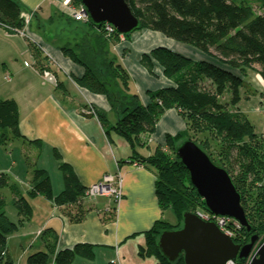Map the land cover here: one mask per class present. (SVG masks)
<instances>
[{"label":"trees","instance_id":"1","mask_svg":"<svg viewBox=\"0 0 264 264\" xmlns=\"http://www.w3.org/2000/svg\"><path fill=\"white\" fill-rule=\"evenodd\" d=\"M79 4L80 0H72ZM132 14L139 20L140 31L156 32L177 43L191 46L210 60L193 61L167 48H156L143 55L141 64L154 75V61L174 88L149 92L150 104L144 106L133 91L131 77L111 53L110 42H121L131 37L116 30H106L107 24L97 27L89 19L85 26L91 37L80 38L74 46L62 47L63 54L85 69L75 83L83 89L105 96L111 112L116 115L112 124L107 113L92 108L106 134L112 132L130 145L133 155L146 146L144 135L152 136L165 113L175 110L186 124V130L166 137V146H158L148 157H135L156 176V196L162 212L170 210L178 219L172 226L162 220L146 233V246L140 250L143 257H154L159 264H184L181 257L170 263L159 249L163 231L176 230L183 223V215L194 212L198 206L205 209L191 184L187 169L176 157V149L191 139L231 176L242 197V207L254 232L241 228L235 244L245 246L257 234L264 239V137L256 134L248 117L237 106L244 96L256 92L246 80L257 74L264 81V14L255 5L264 6V0H126ZM26 18L19 1L0 0V24L12 30H21ZM37 70L51 72L48 59L30 43ZM64 84L57 83V89ZM247 96V98L249 97ZM226 100V101H225ZM20 112L14 100H0V145L24 138L20 133ZM55 157L61 161L58 152ZM64 176V191L54 197L51 180L46 171L36 169L28 197L41 195L67 211L70 206L79 209L71 220L82 219L80 207L86 188L66 164H60ZM8 177L0 173V189L9 188ZM13 204L20 220L11 222L6 214V201L0 194V264H14L9 256L8 239L33 216L29 200L18 195ZM57 238L47 244V250L30 255L27 264H75L78 258L92 261L94 246L78 244L73 249L56 252Z\"/></svg>","mask_w":264,"mask_h":264},{"label":"crops","instance_id":"2","mask_svg":"<svg viewBox=\"0 0 264 264\" xmlns=\"http://www.w3.org/2000/svg\"><path fill=\"white\" fill-rule=\"evenodd\" d=\"M49 1L50 9L64 0H25L21 3L33 10L34 19L39 11L44 13ZM64 16L79 25L68 21L70 31L61 44H55L54 40L52 43L32 31L33 19L27 29L31 34L27 39L13 35L0 24V100H14L18 104L19 128L24 137L18 140L39 149L36 153L37 165L49 175L54 197L64 191V176L55 185L49 170L42 163L45 155L52 156L54 168L60 173V164L68 165L85 188L101 181L106 174L121 173L123 199L116 215L107 212L115 206L108 198L84 200L80 207L82 219L75 221L71 220V215H77L79 209L70 214L68 211L73 209L72 206L64 211V206L39 195L32 199L38 203L37 213L34 212L29 221L9 236L8 249L10 239H16L22 249L18 264H26L30 255L46 251L47 244L57 238L56 252L73 249L78 244L94 246V260L78 258L77 264H159L154 257L140 255V250L146 246V233L157 221L163 220L164 212L156 196L155 173L135 157H148L156 147H165L166 137L184 132L186 124L177 111H167L155 133L143 136L146 146L139 147L137 155H133L130 145L122 137L114 132L108 136L99 120L89 111L95 108L107 113L114 124L117 118L111 112L108 100L105 96L80 88L74 82L83 78L85 69L67 58L61 50L65 46H74L86 35L91 37V33L87 32L86 24ZM30 43L35 44L48 59L55 83L51 79L45 80L37 70ZM110 46L111 53L129 73L133 91L139 95L144 106L151 102L149 92L174 88L175 84L165 78L163 68L155 61L154 75H151L141 64L143 55H150L156 48H167L193 61L210 60L193 47L151 31L136 32L121 42H110ZM58 81L64 84L62 89H57ZM261 82L264 90V81ZM55 152L59 153L61 161L56 159ZM16 189L18 195L28 199L32 186L28 183L24 190L26 193ZM15 219L14 223L20 220L18 213ZM53 261L52 257L50 264Z\"/></svg>","mask_w":264,"mask_h":264},{"label":"water","instance_id":"3","mask_svg":"<svg viewBox=\"0 0 264 264\" xmlns=\"http://www.w3.org/2000/svg\"><path fill=\"white\" fill-rule=\"evenodd\" d=\"M80 3L97 27L109 24L123 36L133 35L140 29L139 20L132 14L126 0H80ZM51 80L55 83L54 77ZM175 153L189 172L191 184L204 202L205 209L215 216L234 219L249 234L253 233L241 204L242 197L229 173L191 139L179 144ZM259 240V236L254 234L247 245H237L215 223L204 222L187 212L183 215L182 226L163 231L158 244L170 263L182 257L184 264H226L229 260L247 259ZM252 264H264V245L256 249Z\"/></svg>","mask_w":264,"mask_h":264},{"label":"rangeland","instance_id":"4","mask_svg":"<svg viewBox=\"0 0 264 264\" xmlns=\"http://www.w3.org/2000/svg\"><path fill=\"white\" fill-rule=\"evenodd\" d=\"M23 1L25 0H19L23 8V14L25 18L30 17L31 20L33 19L35 13L33 12V10L29 9L28 7L27 8L24 7L22 5ZM49 3L50 1L46 5L44 9V13L39 11L38 12L39 14L37 15L38 17H35L32 20L31 29L32 31L43 36L46 40H50L52 43L54 40L55 44L58 43L61 44L70 31L69 23H73L75 25H79V24L68 20L64 16L65 8L62 3L54 4L55 7L54 8L50 7V9H49ZM255 8L259 14H264V6H262L261 4H257L255 5ZM4 27L7 28L13 35L20 37V35L17 34L19 30L16 29L14 31H11L8 27L6 26ZM25 28L28 29L29 25L26 26ZM56 34H58V36ZM28 35L31 34L28 32ZM21 38L25 39L24 37ZM181 45L185 46V44H181ZM33 65H34V61H33ZM41 75L45 80H49L51 79V77H53L51 72L49 71L44 72ZM256 75L257 74L251 73L246 77V80L251 84V86L253 87V89L256 90V92L250 95L248 94L249 95L248 98H247L248 95L244 96V98L237 106V108L240 109V111H242L248 117L249 121L254 126L256 134L264 137V90L261 88L262 79L258 75H257L258 77ZM37 150L39 149H37L36 147H30L28 144H25L23 141L18 139L12 140L11 142H8L6 145H0V171H4L3 173L7 175L9 184L11 185L10 187L14 186L23 193L25 192L24 190H26L25 187L28 185V183L31 184L33 178V172L36 169H39L37 165L38 158L36 157L37 156L36 153L39 151ZM13 162H15V164H13ZM42 163L46 165V168L49 170L50 172L49 174L52 177L53 182L55 183V185H57L61 181L63 174L58 172L54 168L56 166L54 165V160L52 156L45 155V157H43ZM120 175L122 176L121 173ZM10 187L0 189V194L4 197L6 201V214L8 218L11 222H14L16 220L15 217L17 210L13 204V200H14L13 198L15 197L13 195V189ZM102 198H106V197H102ZM28 199L32 207L34 208L33 209V215H34V212L35 214L37 213L38 203H36L35 200H32L29 197ZM108 199L111 200L110 198ZM111 201L113 202V200ZM83 203L84 201L82 202V204ZM118 206L114 209L112 213H108V214L116 215L118 211L117 210ZM72 208L75 210L72 209L71 211H68L70 212V214L73 213L72 211L76 212V208H74L73 206ZM201 210L206 211V209L198 206L197 209L192 213L195 215L197 211H201ZM75 216L76 215L73 214L71 215L72 218H74ZM162 221L171 224L172 226H176L178 224L177 217L170 210L164 212V217ZM9 249L8 250H9L10 258L12 259L14 264H18L19 257L22 254L21 252L22 249L16 239H10ZM25 263L27 264V261H25ZM75 264L77 263L75 262Z\"/></svg>","mask_w":264,"mask_h":264},{"label":"built area","instance_id":"5","mask_svg":"<svg viewBox=\"0 0 264 264\" xmlns=\"http://www.w3.org/2000/svg\"><path fill=\"white\" fill-rule=\"evenodd\" d=\"M63 6L65 8L64 14L70 17L71 19L86 23L89 20L88 15L86 14V8L83 4H74L72 0H64ZM30 23V19L26 18L25 26L23 29L18 31V35L20 37L29 38L27 29L25 28ZM11 31H14L10 29ZM106 30L108 32H113L115 30L114 27L107 24ZM90 113L95 116V111L91 108ZM100 197H106L113 200L114 208H109L108 213H112L114 209L121 203L123 199V179L120 173L116 175L106 174L102 178L101 181L91 185L90 187L86 188L84 193V200H95ZM195 215L200 218L204 222H213L217 225V227L220 229V231L229 239L232 241H235L240 238V231L242 228V225L237 222L234 219L228 218V217H218L211 213L206 211H197ZM264 245V239L260 238V240L255 245L253 251L250 253L249 257L245 260H229L226 262V264H252L254 257H255V251L260 246Z\"/></svg>","mask_w":264,"mask_h":264}]
</instances>
